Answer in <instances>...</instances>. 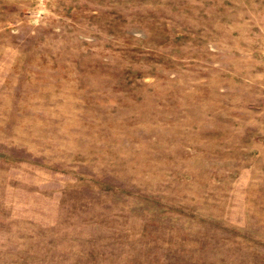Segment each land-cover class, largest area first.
I'll return each mask as SVG.
<instances>
[{
	"label": "rangeland",
	"instance_id": "1",
	"mask_svg": "<svg viewBox=\"0 0 264 264\" xmlns=\"http://www.w3.org/2000/svg\"><path fill=\"white\" fill-rule=\"evenodd\" d=\"M0 264H264V0H0Z\"/></svg>",
	"mask_w": 264,
	"mask_h": 264
}]
</instances>
